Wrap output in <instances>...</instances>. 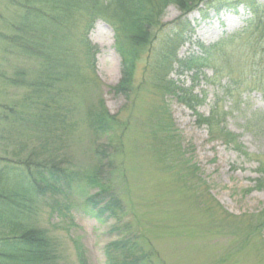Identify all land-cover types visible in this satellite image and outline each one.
I'll return each instance as SVG.
<instances>
[{
	"label": "rangeland",
	"instance_id": "obj_1",
	"mask_svg": "<svg viewBox=\"0 0 264 264\" xmlns=\"http://www.w3.org/2000/svg\"><path fill=\"white\" fill-rule=\"evenodd\" d=\"M16 10L0 0L2 33H9L6 26ZM237 11L209 12L178 57L200 54L202 47L241 31L247 16L242 7ZM179 15L170 5L162 22ZM186 18L194 25L200 13ZM86 24L81 18L65 40L68 53L59 67L64 76L54 87L30 85L39 76L41 59L0 44V193L22 185L26 160L32 172L37 163L54 161L72 177L69 187L63 180L34 198L20 223L23 219L45 233L55 264H121L142 250L150 251V264H264V187H257L264 130L247 123L251 114L264 111V99L243 88L256 85L240 73L248 37L211 50L198 70L180 72L173 65L170 72L203 97L198 113L221 114L220 126L235 136L239 148L229 146L223 134L208 135L194 113L170 95L164 103L179 135L177 148L157 134L163 122L158 105L164 103L148 81L145 57L136 65L131 92L117 93L121 59L114 30L101 19L88 29ZM228 75L236 80L231 87H242L231 100L221 89ZM100 104L111 119V139L95 133L85 117L88 106L98 112ZM163 143L174 144L171 158L160 154ZM103 188L115 196L117 209L115 216L96 218L85 199ZM122 240L124 248L111 245Z\"/></svg>",
	"mask_w": 264,
	"mask_h": 264
},
{
	"label": "trees",
	"instance_id": "obj_2",
	"mask_svg": "<svg viewBox=\"0 0 264 264\" xmlns=\"http://www.w3.org/2000/svg\"><path fill=\"white\" fill-rule=\"evenodd\" d=\"M8 3L14 10L17 9V13L15 19L9 21L7 26L5 24L7 20L4 18V25L9 33L0 31V44L2 48L15 49L19 55L21 53L29 58L42 60L39 76L37 75L38 78L30 84L33 87H54L55 83H59L60 78H63L64 71H60L59 67L68 53L64 47L65 40L80 19L86 18L87 29L96 20L101 19L114 30L115 47L121 59V78L113 90L125 96L131 92L136 65L144 56L146 72L150 76L148 81L162 97V103L166 102L165 99L170 95L175 97L194 113L196 121L206 127L208 135L223 134L227 144L232 148L238 149L239 145L235 136L227 132L224 126H220L221 114L211 111L209 116H203L196 111L203 102V97L199 93H194V87H183L170 77L173 65L180 72L198 70L208 55H211V50L223 43L247 36L249 49L245 47L242 52L240 51L244 56V59L239 56L243 61L240 73L247 82L256 85L243 88L259 92L264 99V0H10V2L8 0ZM170 5L178 7L180 15L171 22L163 23L165 10ZM239 7L244 9L247 16L241 31L228 35L212 46L202 47L200 54L178 57V50L190 41L200 23L209 20V12L212 11L216 15L222 11L237 13ZM192 11L200 13V20L194 25L186 18ZM234 82L236 80L229 76L224 87H221L222 95L230 100L234 92L242 88L231 87ZM94 107L96 106L90 105L86 108L85 117L87 115L90 128L95 133L111 139L113 129L107 122L108 119L111 122V119L102 104L98 112ZM166 108V103L158 105V117H162L163 122L160 123L161 127H158L157 134L167 143L178 144L179 135ZM46 117L49 120L50 115ZM247 123L263 131L264 111L251 114ZM174 144L173 147L160 144L159 149H162L160 154L171 158L176 153ZM177 148H180L179 144ZM183 163L186 164L187 161L183 160ZM25 165L28 171L19 178L21 188L18 186L16 192L7 188L5 192L0 193V264H55L53 245L45 233L27 227L23 219V223L19 220L23 212L29 213L28 204L34 198L43 196L48 189L59 188L63 180L69 187L72 177L54 161H49L46 165L37 163L35 172L29 170L28 160L25 161ZM259 166L261 177L257 179V187L263 188L264 165ZM110 196L113 195L103 188L95 192L94 196L86 197L85 204L89 212L96 218L110 212L115 216L118 201H115V196ZM24 219L26 221L27 216H24ZM125 242L126 240H122L111 245L120 249L124 248ZM123 251L124 249L121 252ZM132 251L134 252V249ZM139 252L140 255L121 264H150L151 261L148 259L150 251Z\"/></svg>",
	"mask_w": 264,
	"mask_h": 264
}]
</instances>
